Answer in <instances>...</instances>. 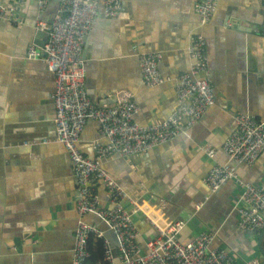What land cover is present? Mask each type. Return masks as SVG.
Returning a JSON list of instances; mask_svg holds the SVG:
<instances>
[{
  "label": "crops",
  "instance_id": "obj_1",
  "mask_svg": "<svg viewBox=\"0 0 264 264\" xmlns=\"http://www.w3.org/2000/svg\"><path fill=\"white\" fill-rule=\"evenodd\" d=\"M36 2L0 0L15 9L18 20L0 21V264H72L78 222L70 161L55 142L54 77L40 59L27 55L31 44H43L35 26L50 22L58 4L52 0L39 11ZM193 4L194 0H123L117 18L97 17L84 39L87 97L104 106L115 92L129 91L139 106L137 123L166 119L176 107L177 77L190 66V39L199 31ZM201 33L214 105L166 144L139 156L111 155L101 165L130 192L160 205L162 217L182 223L181 243L211 233L209 250H223L232 264H259L260 237L257 230L239 229L235 207L245 206L240 201L241 184L264 193V153L252 166L236 165L235 178L214 193L205 179L214 166L228 161L223 144L234 130L236 114L264 123V3L218 0ZM148 52L161 57L158 70L167 81L159 86L141 81L138 56ZM94 142L104 145L99 123L88 120L79 138L85 157L95 158ZM208 149L213 157L206 154ZM96 194L98 207L107 209L100 183ZM123 203L131 209L130 200ZM84 219L103 232L118 261L114 234L96 216ZM132 220L137 244L145 253L156 229L142 213ZM98 243L102 241L91 238L93 257L88 264H103V245ZM261 249L264 252V238Z\"/></svg>",
  "mask_w": 264,
  "mask_h": 264
},
{
  "label": "built area",
  "instance_id": "obj_2",
  "mask_svg": "<svg viewBox=\"0 0 264 264\" xmlns=\"http://www.w3.org/2000/svg\"><path fill=\"white\" fill-rule=\"evenodd\" d=\"M52 0H37L38 10H44ZM56 14L48 23H39L35 30L46 34L43 47L31 44L27 49L29 59H40L54 77L51 99L55 111V142L66 151L77 189L76 211L78 222L72 250V264H87L90 258L89 240L102 241L103 264H232L223 250H209L214 234L201 233L189 243L183 244L178 235L184 225L167 220L160 214L161 206L148 196L137 192L133 200L123 185L107 173L101 160L111 156H139L176 138L187 126L198 123L214 105V88L207 79L206 42L201 30L210 22L217 10L218 0H194L193 8L198 17L199 31L189 43L190 66L177 77L175 86L176 107L164 120L141 125L135 121L139 106L129 91H117L104 106L92 102L84 88V39L94 20L102 16L114 19L120 15L123 0H57ZM14 8L0 4V21H18ZM158 53H141L138 56L141 81L149 87L167 80L158 70ZM88 120L99 123L104 145L94 142L95 158L85 157L79 149L80 134ZM234 130L223 144L227 163L214 166L205 179L211 193L216 192L228 179H234L235 166H252L264 153V123H258L242 113L233 118ZM206 154L214 156L212 149ZM106 191L107 209L98 207L100 200L96 185ZM240 201L244 207H235L239 216L238 227L252 232L264 228V193L250 184H241ZM130 200L127 209L124 200ZM142 202L141 205L138 203ZM149 210L144 211L143 207ZM153 211L156 219L149 213ZM142 213L156 236L146 244L142 253L137 244L133 216ZM88 215L96 216L116 239L119 253L117 261L102 231L85 221ZM161 220V225L159 224ZM253 264H256L254 262Z\"/></svg>",
  "mask_w": 264,
  "mask_h": 264
},
{
  "label": "water",
  "instance_id": "obj_3",
  "mask_svg": "<svg viewBox=\"0 0 264 264\" xmlns=\"http://www.w3.org/2000/svg\"><path fill=\"white\" fill-rule=\"evenodd\" d=\"M262 1L264 3V0H262ZM37 36H39V38H41V41L43 40L42 41L43 44H38V46L39 47H43L44 44H45V42H46V37H47L46 34L45 33H42V32H37ZM123 189L125 191H128L129 192V196H130L131 199H133V200L137 199V195L135 193H133V192H130V190L127 187H124L123 186ZM138 204L141 205L142 202H139ZM143 209H144V211H148L149 210V207L148 206H144ZM149 216L152 219H156L157 218V215L153 211H151L149 213ZM159 224L161 225V220H159ZM256 232L258 233V236L260 237L259 238L260 240H259L258 248H259V253H260V257H261L259 259H261V260L259 261V264H262V259L264 260V252L261 249V244H262V241H263V238H264V229L257 230Z\"/></svg>",
  "mask_w": 264,
  "mask_h": 264
},
{
  "label": "trees",
  "instance_id": "obj_4",
  "mask_svg": "<svg viewBox=\"0 0 264 264\" xmlns=\"http://www.w3.org/2000/svg\"><path fill=\"white\" fill-rule=\"evenodd\" d=\"M91 238H95V237H91ZM91 238H90V240H91ZM90 240H89V244H90ZM101 243H98V245H99V247H101L102 246V244L100 245ZM89 250H90V247H89ZM100 250H101V248H100ZM91 251V250H90ZM101 254L103 255V252L101 251ZM92 257L93 256H91L89 259H88V261H87V264L92 260Z\"/></svg>",
  "mask_w": 264,
  "mask_h": 264
}]
</instances>
